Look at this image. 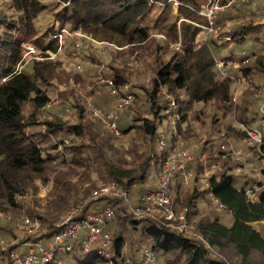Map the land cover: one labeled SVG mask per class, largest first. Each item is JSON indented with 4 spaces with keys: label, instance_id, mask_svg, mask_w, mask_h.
Masks as SVG:
<instances>
[{
    "label": "trees",
    "instance_id": "1",
    "mask_svg": "<svg viewBox=\"0 0 264 264\" xmlns=\"http://www.w3.org/2000/svg\"><path fill=\"white\" fill-rule=\"evenodd\" d=\"M211 1L0 0V208L4 204L15 206L16 197L31 188L36 179H43L62 151L70 156V160L63 161H70L71 169L80 168L83 179H91L90 171L95 169L100 179H113L126 191L145 183L151 168L161 169L168 151L157 142L162 118L171 109L170 98L163 94L177 101L178 121L187 120V109L193 102L213 101L224 113L237 114V120L247 126L249 121H257L262 131V142L255 148L257 153L254 150L258 156L256 164L247 166L219 149L217 153L225 160L219 171L207 177L209 193L235 217L231 226L223 224L219 217L191 219L199 213L196 201L202 191L194 190L196 194L193 192L190 197L175 192L174 207L179 204L186 208L190 232L155 218H137L122 198L103 196L98 207L110 205L115 213L123 212L118 217L125 220L123 227L111 233V255L100 254L99 245L87 253L82 246L84 236L80 235L71 242L73 254L68 264H144L149 250L155 253L159 264L264 262V234L255 225L264 222V164L260 161L264 159V112L252 110L247 96L239 102L233 100L234 86L240 78L235 63L245 76L254 71L264 72L263 51L251 45L252 55L258 53L247 61L250 55H238L234 46L245 44L248 39L262 42L264 22L254 21L257 13L231 0H220L226 12H214L210 19L206 11ZM248 15L251 20L245 22ZM211 28L219 31L218 39L203 35ZM69 29L103 42L112 51L123 46H128L121 51L124 54L141 51L142 60L148 64L151 84L136 108L146 105L151 116L135 115L133 120L138 124L123 126V132L133 129L141 139L127 150L120 149L114 141V131L102 128L101 121L91 117L79 102L75 103L81 112L77 124L40 119L51 100L47 87L55 78L53 55L61 53L63 45L64 54L76 51L75 41L73 48L65 49V42L71 38ZM25 43L32 44L41 58L28 61L27 53L34 52H29ZM177 43L180 47L174 48ZM222 49L226 53L220 54ZM219 61L224 62L226 71L219 67ZM114 69L112 79L119 85L123 73L118 67ZM258 86L250 84L245 92L249 94ZM42 126L45 129L39 130ZM49 133L55 139L43 145ZM225 133L236 138L246 134L231 125ZM68 135L78 137V143L66 144ZM177 177L181 186L182 176L178 173ZM54 180L57 197L73 193L74 183L67 170H58ZM48 224L45 240L52 239L66 226ZM16 247L8 244L0 248V264H12ZM78 252L85 254V262ZM54 259L42 264H58Z\"/></svg>",
    "mask_w": 264,
    "mask_h": 264
},
{
    "label": "rangeland",
    "instance_id": "2",
    "mask_svg": "<svg viewBox=\"0 0 264 264\" xmlns=\"http://www.w3.org/2000/svg\"><path fill=\"white\" fill-rule=\"evenodd\" d=\"M232 1L239 2V7H244V5H246L245 8L248 11L257 13L253 18L254 21L262 20L264 22V0H231V2ZM210 6L216 7V9L213 10L216 13L220 10H225L220 4V0L212 1ZM249 20H251V15L246 17L245 22ZM210 30L212 31L204 33L203 35L208 38L214 37L218 39L219 31H216L214 28ZM69 35L71 38L66 42L62 39V43L65 42V49H68L74 47L73 43L75 41L76 51L70 55L64 54L65 50L63 45L61 53L53 55L52 58L56 63L55 78L47 87L53 102L51 106L43 110L40 119H60L67 124H77L80 121L81 112L75 106V103L79 102L86 108L91 117L101 121L102 128L111 130L101 113L110 114L117 111L119 115L116 119V123L121 134L114 132V141L120 149L127 150L133 143L139 142L141 139L133 129L128 132H123L121 130L123 126L136 123V121L134 122L133 120L135 115L144 117L151 116L146 105L143 104L141 108H136L138 102L140 103L145 97V91L151 84V72L148 64L142 60L141 51H130L127 54L121 52L127 49L128 46H123L120 50L112 51L108 49L103 42L100 45L94 46L96 43L94 39L80 32L74 33V31L70 30ZM157 36L163 38L161 34ZM218 41L220 43V40ZM246 41L247 43L245 44L235 45L234 49L238 55L239 53L250 55L249 58H246L247 61H251V58L254 59V57H257L258 52L252 55L253 49L251 45H253L257 51L264 52V36H262V42H260V40L253 41L252 39ZM89 44H92L93 47H88ZM173 47L177 48L176 44H173ZM38 53L39 51L37 53L35 52L33 55L27 53V60L31 61V59L35 57L41 58V56L36 55ZM224 53H226V50L222 49L220 54ZM235 64V70H237L240 78L237 79L234 86L233 100L239 102L242 98L244 99L247 96L251 99L252 110H261L264 112V72L254 71L252 75L245 76L244 71L239 68L237 63ZM114 67L120 68L123 73L122 83L119 85H115L112 79L115 70ZM219 67L222 70L225 68L223 65ZM109 81H113V85L110 84ZM253 83L259 85L257 89L249 94L246 93V89ZM113 89L116 91H113ZM129 93H131L133 101L125 103L123 98ZM163 95L167 97L166 94ZM189 107L190 108L187 109V120L180 121L179 119L178 121V119L174 120L175 117L173 116H171L172 118L169 117L170 113L179 110L178 107H176L174 109H169L167 113L164 114L166 116L162 118L163 120L160 124V138L162 133H165L164 137L166 139L167 148L171 146V144H175L177 138L175 136L173 137L172 133L173 129L176 127L185 149L194 157L192 161L184 162L186 168L193 171V178L188 182L183 180L180 186L178 185V181L181 177L179 176V179L177 174L179 173L181 176L182 174L178 172L174 177V185L172 183L173 186H171L173 191L172 194L175 196V192H178L181 197H190L193 195L194 190L196 192L202 191L200 197H196L199 213L194 215L191 219L196 221L200 219L201 216L219 217L223 224L231 226L234 223L235 217L216 200L211 193H209V190L206 188L207 177L219 171L222 167L225 157H220L222 154L217 153L219 149L226 151L225 155L230 154L234 160H241L247 166L253 163L256 164L258 156L254 155V150L255 152L257 151L256 149L259 142L256 144L254 143L255 145L250 144L246 139V134L243 135L242 138L228 136L225 133L228 125L240 129V131H245L247 125L237 120V114L235 115L233 112L224 113L215 102H193ZM257 123V121H254V123L253 121H249L248 127H255L259 130L258 125H256ZM44 127L45 126L38 127V129H45ZM261 132L259 137L262 139ZM51 139L55 138L53 134L49 133L43 145H47L46 143ZM65 140L66 144L72 145L77 144L79 138L68 135ZM157 142L159 141L157 140ZM204 147L205 149L202 150ZM63 158H68V160H70L68 152L62 151L60 156L50 164L52 170L47 171L43 179H36L33 186L24 194L16 197L15 206L4 204V206L0 208L1 249L8 244H16V249H26L28 242L33 243L37 240L44 242L45 245H49L45 238H43L44 233H47L50 229L48 223H53L56 227L62 226L77 212L79 213L78 215L81 213L86 215L110 206L106 205L99 208L101 207L100 203H102L100 198L103 196L122 198L123 202L126 203L129 210L137 218L151 217L178 229H185L189 232L192 230V226L185 216L186 210L182 208L181 205L179 206V204L174 207L176 218L173 219L168 218L166 214L163 213V210H158L151 214L138 211V208L141 206L143 195L148 189L155 188L158 185L160 166L151 168L146 182L131 186L129 191L122 189L116 183V185H111L112 192L110 194L96 195L95 191L101 189L103 185L108 184L109 178L105 180L100 179L97 170L91 169V179H83L81 169H71V162L68 160L65 162ZM260 161L264 164V159ZM60 169L67 170L70 179L74 183L73 193L63 198L57 197L55 191L54 177L56 172ZM196 192L194 193L196 194ZM119 213L123 212L115 213L114 211V216L106 221L103 225L105 231L116 233L119 228L125 225H123L125 221L123 217H118ZM39 215H42L43 218H40ZM180 215H183L184 218H181ZM25 218H30L31 222L25 223ZM255 225L264 234V222H259ZM49 241L52 243L53 238ZM72 250L59 248L54 260L68 264V260L73 254ZM77 255L82 262L86 261V256L83 252H78ZM157 262L159 263L158 260ZM257 264H264V262L260 261Z\"/></svg>",
    "mask_w": 264,
    "mask_h": 264
},
{
    "label": "built area",
    "instance_id": "3",
    "mask_svg": "<svg viewBox=\"0 0 264 264\" xmlns=\"http://www.w3.org/2000/svg\"><path fill=\"white\" fill-rule=\"evenodd\" d=\"M214 1V0H213ZM212 2V1H211ZM215 6H209L206 14L210 19L214 13ZM96 45H100L101 41L94 40ZM177 47H180V43L176 44ZM25 47L29 52H38V50L30 43H25ZM223 61H219V65H223ZM113 85V81H109ZM113 91H116L113 89ZM170 98L171 109H174L178 106L177 101L167 95ZM125 103L133 101L131 93L127 94L123 98ZM52 100L47 103V106L52 105ZM103 119L107 122L109 127L116 133L121 134L119 127H117L116 119L118 117L117 111H114L110 114H103ZM179 111H174L169 114L179 118ZM246 139L250 144L255 145L259 142H262V139L259 137V130L255 127H246ZM165 133H162L159 140L160 148H167V143L165 139ZM172 136L176 137L175 144H171L167 148V155L164 158L162 167L159 171L158 185L155 188L148 189L147 192L143 195L141 206L138 208V211L145 214H151L155 211L163 210V213L166 214L168 218H176L175 209H174V196L171 189L172 183L174 181L175 175L180 172L183 176L185 182L190 181L194 174L193 171L188 170L184 165V162H189L194 159L193 155L185 149L183 142L181 141L180 134L178 129L175 127L173 129ZM255 143V144H254ZM258 144V145H259ZM101 187V189L96 190V195L101 194H110L112 192L111 185H116V182L113 179H109ZM186 210V208H185ZM79 213L72 215L70 219L67 220L66 226L56 233L53 237V242L50 243L49 240H46L49 245H45L42 241H34L27 243V250L25 252L15 249L12 252V264H42L44 262H49L51 259H54L59 248L73 249L71 240L78 238L80 235H83L82 246L84 251L87 253L94 247V245H99L100 254L104 256L111 255V246H112V235L109 231H105L103 225L107 220L111 219L114 216V209L112 206H107L102 210L96 211L94 213H88L81 216ZM181 218H184L183 215H180ZM25 223H30V218L24 219ZM144 264H159L156 259V255L153 251L149 250L144 257ZM58 264H65L64 262H58Z\"/></svg>",
    "mask_w": 264,
    "mask_h": 264
}]
</instances>
